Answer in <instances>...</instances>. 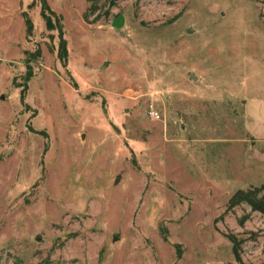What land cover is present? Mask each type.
Wrapping results in <instances>:
<instances>
[{
	"label": "rangeland",
	"instance_id": "rangeland-1",
	"mask_svg": "<svg viewBox=\"0 0 264 264\" xmlns=\"http://www.w3.org/2000/svg\"><path fill=\"white\" fill-rule=\"evenodd\" d=\"M46 2L0 0V264H264V0Z\"/></svg>",
	"mask_w": 264,
	"mask_h": 264
},
{
	"label": "trees",
	"instance_id": "trees-1",
	"mask_svg": "<svg viewBox=\"0 0 264 264\" xmlns=\"http://www.w3.org/2000/svg\"><path fill=\"white\" fill-rule=\"evenodd\" d=\"M50 9L46 0H43V10H42V14L45 18L46 21V26L48 28H54L55 25L52 21V19L50 18V16L46 13L45 10ZM24 17H25V22L27 25V32L29 34H31L33 32V21L30 18V16L25 12L24 13ZM57 28L59 29V36H60V40H59V56L61 59H63L64 61H67L68 58V46H67V38L65 37V31H64V27L62 23H59ZM26 83V82H25ZM238 193H242L241 191ZM246 195V194H243ZM254 207L261 209L262 211H264V198H260L258 200H252ZM235 252L236 254H238V248L237 245L234 246Z\"/></svg>",
	"mask_w": 264,
	"mask_h": 264
},
{
	"label": "crops",
	"instance_id": "crops-1",
	"mask_svg": "<svg viewBox=\"0 0 264 264\" xmlns=\"http://www.w3.org/2000/svg\"><path fill=\"white\" fill-rule=\"evenodd\" d=\"M257 103V106L253 108V122L250 128L255 136V140L253 141L255 148L260 143L264 144V98H260Z\"/></svg>",
	"mask_w": 264,
	"mask_h": 264
},
{
	"label": "water",
	"instance_id": "water-1",
	"mask_svg": "<svg viewBox=\"0 0 264 264\" xmlns=\"http://www.w3.org/2000/svg\"><path fill=\"white\" fill-rule=\"evenodd\" d=\"M124 22V16L123 15H119L118 17L115 18L113 24L116 26H121ZM3 97V95H2Z\"/></svg>",
	"mask_w": 264,
	"mask_h": 264
},
{
	"label": "built area",
	"instance_id": "built-area-1",
	"mask_svg": "<svg viewBox=\"0 0 264 264\" xmlns=\"http://www.w3.org/2000/svg\"><path fill=\"white\" fill-rule=\"evenodd\" d=\"M150 114L152 116H156V117H159V112L157 110H155L154 108H151L150 109Z\"/></svg>",
	"mask_w": 264,
	"mask_h": 264
}]
</instances>
